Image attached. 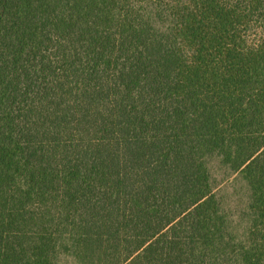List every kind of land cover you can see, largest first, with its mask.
Returning <instances> with one entry per match:
<instances>
[{"label":"trees","instance_id":"obj_1","mask_svg":"<svg viewBox=\"0 0 264 264\" xmlns=\"http://www.w3.org/2000/svg\"><path fill=\"white\" fill-rule=\"evenodd\" d=\"M0 264H264V0H0Z\"/></svg>","mask_w":264,"mask_h":264}]
</instances>
